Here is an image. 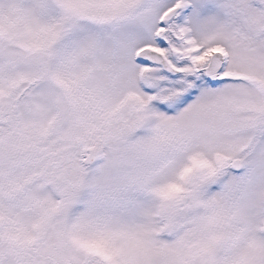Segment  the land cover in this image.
<instances>
[{"label": "snow or ice", "instance_id": "6c2138e0", "mask_svg": "<svg viewBox=\"0 0 264 264\" xmlns=\"http://www.w3.org/2000/svg\"><path fill=\"white\" fill-rule=\"evenodd\" d=\"M0 264H264V0H0Z\"/></svg>", "mask_w": 264, "mask_h": 264}]
</instances>
